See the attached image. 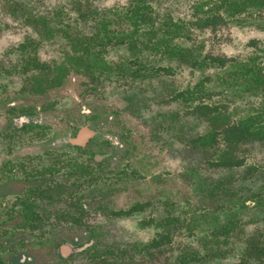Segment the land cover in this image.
<instances>
[{
  "label": "rangeland",
  "instance_id": "rangeland-1",
  "mask_svg": "<svg viewBox=\"0 0 264 264\" xmlns=\"http://www.w3.org/2000/svg\"><path fill=\"white\" fill-rule=\"evenodd\" d=\"M9 1L12 0H0V129H5V124L10 127L12 120L19 121L23 114L20 109L37 108L46 113L40 120L49 125L64 127L68 119L75 118L91 121L98 129L92 151L102 152L108 158L95 167L92 160L88 161L83 176L79 175L83 169L65 167L59 178L73 173L66 181L72 195L58 204L77 198L79 204L88 207L87 220L101 228L98 243L103 248L105 263L181 264V256L189 259V264L237 261L245 250V242L264 230V191L259 211L249 202L242 213L238 210L240 202L231 203L224 210L211 207L209 199L203 197L206 194L198 191V185H215L225 175V169L215 166L227 155L224 139L232 126H238L249 116V106L240 88L244 75L241 67H258V63L259 67L264 66V9H249L233 18L226 16V25L212 30L198 29L194 24L198 17L195 4L200 0H92L78 5L79 8L72 3L74 0H13L32 11V23L25 22L22 16H11ZM138 7L152 21L135 30L124 17L131 16ZM169 18L180 27V36L173 39L172 47L188 48L198 61L206 56L221 57L225 66L191 68L163 56L168 37L159 27ZM105 20H111L106 29L101 26ZM68 27L71 34L66 33ZM78 36L93 37L98 43L85 45L88 52L83 48L74 50ZM132 40L139 47L135 54L128 50ZM160 43V52L150 49ZM95 53L100 54L101 62L87 71L86 63H91L88 57L94 58ZM82 55L84 62L76 64L70 60ZM29 61H37L44 66L43 70L30 68ZM103 64L108 68L102 69ZM61 65L68 67L64 84L53 88V70ZM122 66H131L132 71L143 66L148 69V76L135 79ZM168 66L173 69L172 75L162 70ZM28 67L30 70L25 71ZM187 92H192L196 99L174 100L178 93L190 97ZM201 105L211 108L206 116L194 111ZM13 125L16 128L17 123ZM209 133L216 135L217 143L211 147L197 146V140ZM47 136L35 135L30 139L26 133H15L9 140L16 141L15 154L25 156L33 154L30 148L36 147V153L43 154L44 145L53 139L51 132ZM61 138L53 139L63 153L61 156L79 155L74 149L65 152L67 145ZM239 146L234 148L236 156L241 154ZM5 155L0 147V157ZM241 171L238 170L239 177L230 187L232 196L239 200L260 190L259 181L254 179L242 186ZM5 182L4 187L16 185L13 181ZM4 187L0 186V190ZM146 203L141 212L115 215ZM217 205H224L223 200L219 199ZM223 211L237 214V229L227 235V242L221 243V237L216 243L221 225L228 222ZM201 215H206L207 220ZM215 215L218 222H213ZM167 217L173 220L170 226L157 229L155 225H141L152 219L164 222ZM169 228L173 234L170 245L162 250L148 248L159 232ZM19 229L0 227L2 264H9L5 253L18 250L20 234L25 239L31 234L28 229ZM66 229L62 226L59 231L62 234ZM61 241L65 238L51 243L53 259H57L54 264H62L57 253ZM34 245L45 258L47 243ZM214 252L218 255L215 257L223 260H215ZM193 254L198 258L195 261L190 260ZM44 258L38 264H45ZM72 262L88 264L85 254Z\"/></svg>",
  "mask_w": 264,
  "mask_h": 264
},
{
  "label": "flooded vegetation",
  "instance_id": "flooded-vegetation-1",
  "mask_svg": "<svg viewBox=\"0 0 264 264\" xmlns=\"http://www.w3.org/2000/svg\"><path fill=\"white\" fill-rule=\"evenodd\" d=\"M74 1L77 2L78 5H81L92 0ZM137 1L140 2V0ZM203 1L205 0H200V2ZM200 2L195 4V11L196 5ZM7 3H9L7 6L8 8H13L15 5L19 4L17 1L15 3L13 0ZM21 6L24 7L23 5ZM143 10L144 9H142L141 12H143ZM204 10L206 11L207 8ZM199 14L200 13L196 11V15L200 16ZM15 16L21 17L20 11L15 13ZM201 16H203V14H201ZM224 17L226 20V15H224ZM33 19L34 18L31 17L30 23H32ZM197 19L198 17L196 18V21ZM24 21L26 22L25 17ZM169 21L173 20L169 18L166 22L169 23ZM166 22L163 21L162 24ZM173 23L176 22L173 21ZM198 29L215 30L216 28ZM70 60L74 61L73 57H70ZM28 64H31L33 67L35 65L41 67L35 69L43 70L44 68V66H42L40 63H37V61H29ZM32 66H30V68ZM259 66L260 63H258V67L256 68L258 71L260 70L261 74L252 75L250 69L253 67L248 64L245 65V71L240 85L242 94H244L245 102L249 106V111L247 110L249 112V116L244 120V125L242 127L245 130L244 138L243 141L236 146H242V149L240 150L241 154L236 156L235 149H230L229 146L227 147V154L231 156L229 157L230 160L232 159L234 161H238L241 163V165L233 168H223L216 166L217 168L225 169L226 173L225 175H222L225 177L223 180L224 182L218 183L216 181L215 185H210L209 198L208 195L203 196L205 199H209L211 202V207L215 206L216 210H224L225 207L231 206V203L236 204L237 202H240V208L238 210L242 213L245 212L246 204L249 202L254 204L253 206H255L257 211H259L258 209L261 208L262 195L264 191V66ZM67 70L68 67L65 65L56 67L53 70L54 78H60L61 84L51 87L59 88L64 84L63 81ZM20 110L23 114L19 115V121L16 122L12 120L10 127H8L9 124H5V129L4 126L3 129H0V135L3 137V140H0V147L6 154L5 156L0 157V186H6L5 180L13 181V183L16 184L12 187L9 186L1 188L0 190V227H15L20 228L19 230L21 231L28 229L30 230L29 232H31V234L27 239H25L24 234H20L21 237L19 238L20 244L18 250L11 252L8 251L5 253L6 259L8 260L9 264H38V262H40L44 257L40 255L34 244L41 245V243H47L48 249L45 251L46 255L44 262L45 264L57 263V259H53L54 255L51 243L53 241L56 242L57 240L65 238V241H61V244L57 248V253L59 255L58 260L62 262V264H67L69 262L70 264H77L76 262L72 261L83 254L86 255L88 264H104L105 261L102 259L104 251L103 248L99 246L100 243H98L101 236V228L95 225L92 220H87L88 214L86 211L89 210L88 207L86 205L79 204L77 202V198L74 202L70 201L68 203L58 204L63 201L64 198H69L72 195L68 191L66 181L68 176L72 175L73 173L70 175L69 173H66L64 179L59 178L61 171L64 170L65 167H72L76 170L83 169L84 171L79 172V175L83 176L84 174L82 173L88 169V161L92 160L94 164L93 167H95L101 166L108 158V156L102 152L96 153L95 151H92V144L99 134L98 129L93 124H91V121L85 122V120L82 121V119L75 118L68 119L65 122L66 124L64 127H62V125H49L44 123V120H40L42 116L44 117L46 115L45 112H41V108L30 111L27 109ZM210 111L211 108L209 112ZM64 120L66 119L64 118ZM74 120H76V122H74ZM14 123H17L16 128H14ZM48 126L50 127L46 128ZM60 127L62 128L59 129ZM84 130L88 131L89 137L86 138L83 145H74L72 143L73 140L81 136ZM48 132H51L53 139L54 137L56 139L62 137L60 140H64L65 145H67L65 152H67V149H74L79 155L75 157L61 156L63 153L60 154V151L56 147V143H54L53 139L51 138V141H48L44 145L45 148L41 152L43 154H40V152L36 153L38 147L35 149L29 147L33 151V154L25 156L17 155L15 154L14 150L16 148L14 145L16 141L12 142L9 140L15 136V133H20L21 135L22 133H26L31 139L34 138L35 135L48 137ZM89 132H92L93 135H90ZM32 140L34 141V139ZM29 143L32 144V141H29ZM47 147L50 149H47ZM56 151L59 154L56 153ZM89 153H93V155H84ZM239 169L243 170L241 171L242 174L239 180L242 186L246 184L249 179L259 181L258 186H260L259 189L261 191L259 189L258 192L255 191V198L241 197L239 200L232 196L233 191L230 189V187L234 186V183L239 177V174L237 173ZM234 178L235 181L233 180ZM69 185L72 186L71 184ZM218 185H221V187H218ZM23 186L27 187L24 188ZM255 186L257 187L256 184ZM244 190L247 191V189ZM219 199H222L224 202V205H220V207L217 205V201ZM227 212L228 211H223L222 213L224 214V218L228 219L229 215ZM231 216L232 214H230V217ZM212 217H214V215ZM215 218L219 220L217 216ZM215 220L213 222H218ZM227 221L228 222L226 224L223 223V225H221L220 230L224 225L229 224V220ZM62 226H66L68 229H66V231L61 234L59 229ZM50 229L51 232L53 231L52 233L50 232ZM236 229L237 224L235 230ZM259 233L261 235L258 234L257 236V233H255L250 239H248V241L245 242V250L243 251V254L240 255L237 261L231 264H264V254L259 253V251L262 252L264 248V230ZM9 234L13 233L9 232ZM221 237L223 236H215L214 241H216V243L220 242L219 238ZM222 242H227V239L223 238L221 243ZM77 243L79 244L75 245ZM3 249L5 250V245ZM54 249L56 250V248ZM213 254L215 260H223L221 257H215L218 256L217 253L214 252ZM2 260V257H0L1 264ZM215 264L226 263L217 262Z\"/></svg>",
  "mask_w": 264,
  "mask_h": 264
},
{
  "label": "trees",
  "instance_id": "trees-1",
  "mask_svg": "<svg viewBox=\"0 0 264 264\" xmlns=\"http://www.w3.org/2000/svg\"><path fill=\"white\" fill-rule=\"evenodd\" d=\"M213 1H214V3H212ZM73 3L75 6L77 5L76 8H79L77 2L74 1ZM141 8L142 7H138L136 10H133L131 16L125 15V17H124V18L129 19L130 24L134 27L135 30H137L142 24L147 25L148 23H150L152 21V18L149 15H146L144 12H141V10H142ZM206 8H207V10L205 11L204 9H206ZM249 9H258V10L264 9V0H205V1L200 2L196 5V11L198 13H200L199 14L200 16H198V19L194 24L198 28H213V29H215L218 26L225 25L226 20H225L224 15H226L229 18H233L236 15L245 13ZM19 11L21 13V16L26 18L27 23L31 22L30 20L32 17V11L30 9L25 8V6L22 7V6H18V5H15V7H13V8L9 7V13L12 16H15V13H17ZM201 14H203V16H201ZM110 23H111V20H105L103 23H101V26L104 29H106L108 24H110ZM37 26L38 25H36V27ZM44 28H47V25H45ZM159 28H160L161 33L165 37L166 36L168 37V39H166V42L164 43L165 44V50L162 51V55L165 56L169 61H175L179 64H184V65H187L191 68H199V69L205 68L208 66H225L226 61L223 60L221 57L207 56V57L203 58L201 61H198L196 59L197 57L194 56L193 51L189 50L188 48H179L178 46L172 47L173 38H177L178 36H180V27L177 23H173V21H169V23L168 22L163 23L162 27H159ZM66 33L71 34L69 27L66 29ZM155 35H157V33H155ZM121 36L122 35H120L119 37H121ZM76 41H77L76 44L78 45V47H77V45L73 44L74 50H80L81 48H83L84 52H88V50H89V47H85V45L88 44L91 46H95L98 43V41H96L93 37L89 38V39H85V38H80L78 36L76 38ZM162 46L163 45L160 43V45H158V46L153 45V47H150V49L153 50V52L158 53V52H160V49ZM145 48L149 49L148 45H145ZM128 50L130 52H132V54L139 52V47L135 43L134 40H132L129 43ZM88 59H89V61H91V63L90 62L86 63L85 69L87 71L93 70L101 62L100 54H98V53L94 54V58L89 56ZM73 60L76 62V64H78L79 62L86 61V58H85V56L82 55V56L73 57ZM28 66L30 67L32 65L28 64ZM29 67L24 69V70L25 71L29 70L30 69ZM101 67H102V69L108 68V66L106 64L101 65ZM130 67L122 66L123 71L131 72V75L135 79L136 78H143V77L146 78L148 76L146 73V71L148 70L147 68H145L143 66H139L135 70L132 71V69ZM31 68L35 69V68H41V67H39L38 65H35L34 67L32 66ZM160 70L161 69H159L158 71H160ZM162 70L167 75H172V73H173V69L171 66L163 68ZM241 70L244 73L245 66L241 67ZM250 72L252 73V75L261 74L260 70L258 71V69L256 67H253L252 69H250ZM58 84H61V79L55 77L51 81L50 86H58ZM40 88H42V86L39 84V89ZM187 93H188V95H190V97L186 98L184 96V93H178L177 95H175L174 100H177L179 98H183V99H186L187 101H194L196 99V97L193 96L192 92H187ZM209 110H210V107L208 105L199 106V107H196L194 109L196 114H201V115H207L209 113ZM243 125H244V122H240L238 126H232L228 130V134H227L226 138L224 139V141L227 143V147L229 146L230 149L235 148L238 144H240L243 141L244 134H245V130L242 128ZM216 143H217V137L214 133L206 134L200 140H197V146L200 145L202 147H211V146H214ZM193 145H196V144L193 142ZM229 157H231V156L229 154H227L226 156L223 157V159L215 162V166H219V167H223V168H225V167L233 168V167H237V166L241 165L240 162L234 161L232 159L230 160ZM224 179H225V177L221 176L217 182L223 183ZM210 185H211V183H207V182H205L204 184L199 183L198 191H200L202 194L208 195V198H209ZM218 187H221V185H218ZM255 197L256 196L253 194L248 198H255ZM147 205H148V203H146L145 205L137 204L127 211L116 212L115 215L116 216H123V215L132 214L134 212H141L145 209V207ZM235 216H236V214H232L231 217H230V215L228 216L229 224L224 225L221 230L219 229V231L217 233L218 235L226 238L232 232L235 231L236 224H237V221L234 220ZM200 217L204 219L206 217V215H201ZM213 218L214 217H212V219ZM204 220H207V218ZM172 221L173 220H171L167 217V219H165L164 222H160V221L157 222L156 220L152 219V220L147 221V222L144 221L143 223H141V225L143 227L147 226V225H155V227L157 229H160L161 227L166 226V225L170 226ZM172 242H173V234L169 228L166 231L163 230V231L159 232L156 235V237L149 243L148 248L151 247L154 249L162 250V248L164 246L170 245ZM148 248H147V250H149ZM256 252H257V250H256ZM259 253L264 254V248H263V251L262 252L259 251ZM196 259L197 258L194 254L191 255L190 260L195 261ZM189 262H190L189 259H187L185 256H181V264H189ZM104 264H108V263H104Z\"/></svg>",
  "mask_w": 264,
  "mask_h": 264
},
{
  "label": "water",
  "instance_id": "water-1",
  "mask_svg": "<svg viewBox=\"0 0 264 264\" xmlns=\"http://www.w3.org/2000/svg\"><path fill=\"white\" fill-rule=\"evenodd\" d=\"M90 135H93L92 132H89ZM89 137L88 131L84 130L81 136H79L77 139L73 140L74 145H83L86 138ZM64 248V247H63Z\"/></svg>",
  "mask_w": 264,
  "mask_h": 264
}]
</instances>
